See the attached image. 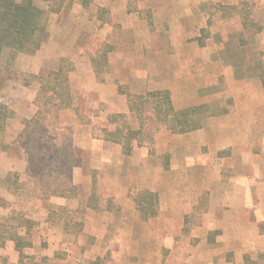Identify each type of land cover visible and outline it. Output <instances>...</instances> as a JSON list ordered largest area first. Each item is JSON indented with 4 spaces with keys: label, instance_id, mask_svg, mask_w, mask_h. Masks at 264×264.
Instances as JSON below:
<instances>
[{
    "label": "rangeland",
    "instance_id": "rangeland-1",
    "mask_svg": "<svg viewBox=\"0 0 264 264\" xmlns=\"http://www.w3.org/2000/svg\"><path fill=\"white\" fill-rule=\"evenodd\" d=\"M17 1L20 2L21 0ZM55 1L57 0H35V4L47 10L49 5L55 6ZM146 1L128 0L126 12L129 14L137 12L138 14L133 15L137 18L122 22L114 21L112 18L114 10L116 14L125 12V10L123 12V9L121 11L119 4L115 8L112 6L98 8L100 20L95 27L99 28V23H101L103 26L106 25L105 28L109 32L107 40L99 51L87 56L98 72H96L97 79L109 81V78L115 74L113 67L106 65V59L109 57V52L112 51V48L127 47V43L131 44V41L143 42L144 39H148L147 28L155 25L157 27L161 23L167 24L172 33L157 35L152 37L151 41L156 46L162 43L167 48L170 47L168 52L173 55L176 53L174 43H184L183 47L180 44L179 48L182 60H178L179 63L175 66H162L165 74H167L163 75L168 80L165 83L163 81L161 83L159 80L157 82L149 81V74L131 76L130 71H125L124 78L118 84V87L120 91L131 96L133 106L142 109V99L139 97L144 94L138 93H146L148 89L162 84L163 87L171 86L165 90L173 94L174 108L177 111L182 112V110L199 106V109L196 110L197 117H193L198 118L199 121L196 122H199V124L204 123L206 125L207 121H211L212 126L219 130L226 126L229 130L232 128L231 131L238 132L243 130L244 124L254 120V117H257V120L264 124V0H239L237 8H233L235 6L227 4L228 2L223 3V0H195V6H192L191 3H186L188 8L183 10L184 16L181 20L188 27H194L195 32H187L185 35L179 32L180 19L165 23L163 19L154 18L150 9L147 8ZM72 2L73 0H63V8L70 7L74 3ZM52 13L47 16L46 23L49 22ZM192 13L199 17H193ZM131 25L137 28L136 35L133 34V28H130ZM50 29L46 24L41 36L43 40L31 54H35L42 49L44 41L49 37ZM135 47L144 54L142 45ZM20 53L30 54L28 52H18L11 58L13 54V52L11 54V49L4 48L0 55V102L14 113L9 119L4 135L1 138V140L3 139L5 143L10 145L9 150L5 151L11 158L8 167L9 173L2 179V183L11 199L6 200V205L3 203L5 197L0 194V239L17 236L23 231V227H29L30 231H33V239H36L41 233V226L31 223L29 212L25 209H19L24 207L15 204V202L26 200V198L37 199V196L49 199L54 195H52V192H57L56 196L65 199H62L64 204L58 202V208L50 214L49 220L52 224L55 223L53 226L64 229L62 239L65 242L64 244H66V249H73L75 253H78L81 249L89 248L90 238L88 237V232L83 233L85 228L84 221L76 219L81 207L77 211L75 208L67 206L66 202L72 201L77 196L78 189L77 184H74L75 176L73 172L75 169L77 171L78 167L81 166L79 155L81 143L75 137L77 130L75 131L68 124L71 122L69 116L65 115L61 118V113L58 116L54 114L56 112L55 105L60 104L63 100L62 94L66 95L69 93L72 97L71 106L73 103H78L82 108L79 120L87 123L90 121L95 122L93 135L107 138L105 130L97 122L99 120L97 114L105 115V104L97 100L95 92H89L88 98L86 96L85 98H82V96L79 98L80 87L76 82L72 87L68 84L67 91L63 69L65 70L64 66H66L67 70L68 68H73L69 63V58H60L51 64V70L35 74L23 70V62L17 59ZM103 57H106V59ZM131 66H138L135 59L131 60ZM142 67L141 69H143ZM173 70L177 71L176 76L172 73ZM163 76H160L161 80ZM147 107L145 105V108ZM235 107L239 109L238 114L234 112L236 111ZM45 109L48 111L46 112V118L41 117L39 124H32L31 128L35 129L33 141L28 145L30 136L28 131L24 132L20 139L19 137L16 138L17 134L22 132L25 127L24 121L32 119L39 110H42L45 114ZM227 109L229 113L222 116ZM145 110L148 119L145 121L143 133L140 135V142L152 149L149 153V164H151L152 168L155 166L170 167L174 165L180 169L181 164L186 166V168L181 170L184 183L181 186L185 187L193 182L192 187L198 190V195L196 196L197 204L187 214L186 222L181 232L176 233L173 238H166L163 235L164 227L159 218L163 217V214L167 212L165 210L160 211L161 209L153 217L155 220L151 225L119 223L109 227V230L111 228L109 232L119 235L131 230L133 236L135 235L138 238L140 248L144 247L145 250L152 249L157 254L159 258L158 264H191L184 260L172 263L169 256L173 249L182 250L184 253H189L195 249L197 243L190 233L196 229L195 225L202 222V216L212 202L208 197L209 182L207 181L210 172L205 167L200 166L201 161L191 163L193 160L190 158L185 163L179 161V159V162L176 159L173 162L170 160L171 154L162 153L160 155L158 150L161 144L156 142L161 138L163 130L165 132L170 131L167 130L165 124L152 119V114L148 109ZM211 113L216 114H213L215 115L213 116L210 115ZM27 116L30 117L27 118ZM116 121L122 126L125 120L118 117ZM125 135L126 129L123 127L118 138L123 140ZM15 140L16 142H13ZM12 142L13 145L11 144ZM260 145L264 148V136L260 138ZM106 147L119 152V146L117 145L108 143ZM57 149L62 151L63 154L55 156L54 153ZM235 150L240 151L236 147ZM110 151L113 156L105 158L104 163L108 171H114L118 167L117 165H122V162L118 160L117 163L115 158L116 154H119L113 153L112 150ZM223 151L226 153L229 150L226 148ZM0 152L4 151L0 150ZM55 161L61 167L57 166ZM93 162L95 163V160ZM125 162L124 170L131 169L130 173L137 174L142 172V169L137 167V165H133L132 162L131 167H129L128 161ZM188 163L190 166L186 165ZM224 165V175L234 169L231 161L226 162ZM104 172L100 170L92 172L91 194L81 205L85 203L89 207L96 208L95 210L99 212L97 213L101 215L108 210L113 212L114 216L118 218L135 216L133 211L123 212L122 207L117 203V198L120 199V196H118L119 189L112 178L105 176ZM146 175L147 171L144 172V176ZM190 175H192L191 178H189ZM120 176L124 178L121 174ZM146 182L144 180L131 182L127 197L124 196L125 199L127 198V202L129 200L135 204L136 199L144 203L147 202L148 191L151 188L146 186ZM184 190L181 189V191ZM157 194L158 202L162 204L161 191L159 190ZM184 195L182 197L186 199ZM193 196L195 197L194 194ZM165 197L168 200H172L176 196L171 195V198L165 195ZM15 198L16 201H14ZM187 198L190 197L187 195ZM136 214L139 217L138 219L142 218L143 213L141 211H136ZM258 214L253 212L252 217L255 219L259 218L264 229V219L262 218L264 215L259 212ZM85 219L87 222L91 220V225L101 220L102 217L90 218L89 215H86ZM83 236H87L89 240L87 239L86 241ZM219 236L218 231L212 230L207 237L218 244ZM2 242L0 240V245ZM24 242L27 243V241ZM81 243L84 244L81 245ZM126 243L123 245L124 250L126 247H130V244ZM45 244L46 242L39 238L37 248L33 250L32 247V249L26 250L29 254H26L24 263L39 264L40 262L36 259H39L42 255ZM110 246L116 249L118 243L112 241ZM125 256L122 252L118 257L123 260ZM236 256H233V262H235ZM55 259L59 264H70L69 258H66L63 254L57 253ZM90 261V264H95L94 261ZM108 261L109 259L106 258L104 263L107 264ZM8 262L4 255H0V264H9ZM54 262L48 260L42 264H54ZM254 263L264 264L262 260L256 259H254Z\"/></svg>",
    "mask_w": 264,
    "mask_h": 264
},
{
    "label": "crops",
    "instance_id": "crops-1",
    "mask_svg": "<svg viewBox=\"0 0 264 264\" xmlns=\"http://www.w3.org/2000/svg\"><path fill=\"white\" fill-rule=\"evenodd\" d=\"M238 1L223 0V3L228 2L227 4L238 6ZM73 2L70 7L62 8L59 12L50 15L49 22L46 24L49 29L51 26V29L42 49L35 54L20 53L17 59L23 62V70L39 74L51 70V64L54 61H58L60 58H69V63L73 66V69L68 72V80L71 87L75 82L80 87L79 98L81 96L82 98H85V96L88 98L89 92H95L97 100L105 104V115L97 114L100 120L97 122L101 128L105 132L117 133L122 126L116 121L115 115H123L127 129L138 132L141 129V119L136 110L131 108L129 94L120 91L118 84L123 80L125 71H130L131 76L149 74V81L168 82L163 76L167 74H165L162 66H175L182 60L179 48L180 44L183 47L184 43H174L175 55L168 52L170 47L167 48L162 43L156 46L151 41L152 37L169 34L172 31L169 25L160 22L161 25L157 27L155 25L147 28L148 39H144L143 42L131 41V44L127 43V47L112 48L109 57L106 59V65L112 66L115 73L113 77L109 78L111 84L108 80H98L97 71L87 57L89 54L99 51L107 40L109 32L105 28L106 25L103 26L101 23H99V28L95 27L100 20L98 8L102 6L115 8L119 4L121 11L123 9V12L124 10L125 12L122 14H116L115 10L112 12L113 20L118 22L135 19L137 17L133 15L138 13L131 12L129 14L126 12L128 0H73ZM195 2V0H147L146 5L154 18L163 19L165 23L180 19L179 32L185 35L187 32L195 31L194 27L190 28L182 22L181 18L184 16L182 12L188 8L186 3L195 6ZM192 14L193 17L198 16ZM130 28H133V34L136 35L137 28L134 25H131ZM173 34L175 33L173 32ZM141 45L144 47V54L135 47ZM134 59L138 65L136 67L131 66V60ZM172 73L176 76L177 71L173 70ZM160 76H163L162 80ZM170 87L169 85L163 87L162 84H158L157 87L148 89V91L169 89ZM138 94L145 95L146 93ZM171 96L173 100V94ZM235 110L234 112L238 114L239 109L235 107ZM60 113L61 118L65 115L69 116L71 122L68 124L75 131L77 130L75 137L81 143L79 153L81 166L73 172L75 176L74 184H77L78 189L77 196L72 201L66 202V205L75 208L77 211L81 207L76 219L84 221L83 233L88 232L90 246L88 249H81L78 253H75L73 249H66V244L62 239L64 229L53 226L55 223L52 224L49 220L50 214L57 210L58 202L64 204L63 197L53 195L49 199H43L37 196V199L26 198V200L18 201L15 198V204L24 207L19 209H25L31 215L29 217L31 223L41 226V233L37 237L35 235L36 239H33V231L31 232L29 227H23V231L17 236L0 239L3 241L0 245V255H4L9 264H25L24 259L27 256L26 254H29L26 250L32 249V247L33 250L37 248V242L40 238L46 244L42 255L39 259H36L40 262L39 264L48 260L55 261L54 264H59L55 259L57 253L69 258L70 264H90V260L94 261L95 264H105L106 258L109 259L107 264H158L157 254L152 249L140 248L138 238L135 235L133 236L131 230L116 235L109 232L111 231L109 227L119 223L151 225L154 222L153 217L138 219L136 211H139V209L136 201L135 205L129 200L127 202V198H124L131 182L144 180V182L147 181L146 186L151 188L148 192L157 194L160 190L162 193V204L158 200L155 204V210L156 214L160 209V211L165 210L167 212L159 218L164 227L163 235L166 238H173L176 233L181 232L187 214L197 204L196 196L198 195V190L192 187L193 182L188 186H181V184L184 185L181 170L186 166L181 164L180 169L174 165L152 168L149 164V153L152 149L138 141L142 133L137 137L138 139L131 140L132 149L130 153H125L124 142H114L107 138L94 136L93 127L95 122L90 121L87 123L79 120L82 108L78 103H73L72 106L60 110ZM228 113L229 110L227 109L221 115L224 116ZM210 115L208 117H212ZM29 117L27 116V118ZM231 130L226 126L219 130L212 126L211 121H207L206 125L203 123L201 127L184 133H172L163 130L161 138L158 140L155 138L156 143L161 144L159 150L157 149L160 155L162 153L171 154L170 160L173 162H175V159L177 161L179 159V161L185 163L190 158L193 160L191 163L201 161L200 166L205 167L210 172L207 182H209L208 197L212 202L208 210L204 212L202 222L195 225L196 229L190 233L197 243L195 249L189 253L173 249L169 256L172 263L184 260L191 264H245L246 257L264 258V229L259 218L252 217L253 212H256L257 215H259L258 212L264 215V148L260 145V138L264 136V124L258 121L257 117H254V120L244 124L241 132ZM108 143L119 146V152L107 148ZM235 147L239 148L241 152L236 151ZM226 148L229 151L224 153L223 150ZM110 150L119 154H116L115 158L117 163L118 160L122 162V165L116 164L118 167L114 171H108L104 163L105 158L113 156ZM10 159L7 152H0V194L5 197L3 203L6 205V200H10L11 197L8 196L2 179L9 173ZM93 160H95V163ZM125 161H128L129 167H131V162L133 165H137L142 169V172L137 174L130 173L131 169L124 170ZM229 161L233 163L234 169L224 175V164ZM186 165L190 166L189 163ZM94 170L105 171L104 175L112 178L119 189L118 196H120V199L117 198V203L122 207L123 212L133 211L135 216L118 218L108 210L101 215L95 210L96 208L89 207L85 203L81 205L91 194L92 172ZM145 171H147L146 176H144ZM181 189L185 190L181 191ZM165 195L176 197H171L172 200H168ZM182 195L186 196V199ZM187 195L190 198H187ZM86 215H89L90 218L102 217V219L90 225L91 220L87 222ZM262 218L264 219V216ZM212 230L218 231L220 235L218 244L207 237ZM88 237H85L86 241L89 240ZM19 241H27L24 246L20 247L21 250L17 247ZM112 241L118 243L116 249L110 246ZM125 243L130 244V247H126L124 250L123 245ZM83 244L81 243V245ZM122 252L126 255L123 260L118 257ZM233 256H236L235 262H233Z\"/></svg>",
    "mask_w": 264,
    "mask_h": 264
},
{
    "label": "trees",
    "instance_id": "trees-1",
    "mask_svg": "<svg viewBox=\"0 0 264 264\" xmlns=\"http://www.w3.org/2000/svg\"><path fill=\"white\" fill-rule=\"evenodd\" d=\"M50 1V0H49ZM56 4L49 5L47 10L38 7L35 4V0H21L18 2L17 0H0V55L4 48L11 49V58L13 55L17 54L18 52H28L33 53L36 47L40 44L41 40H43L42 34L43 30H45L47 16L49 13L59 12L64 6H62L63 0L55 1ZM237 8V6L233 7ZM238 10V9H237ZM106 59V57H103ZM63 69L64 73V80L67 84V91H68V72L73 68H68V70ZM64 97L60 104L55 105L56 112L54 113L56 116L59 115L60 110L70 107L72 103V97L67 93L66 95H61ZM142 103V109H139L137 106H133L132 98L129 95V102L131 108L136 110L137 114L141 119V129L138 132L131 131L127 129V124L124 122L122 124V128L117 132H108L107 139L114 141V142H124L123 148L125 149V153H130L132 149L131 140L138 139L137 137L143 133V129L145 126V121L148 119L146 116V110L151 112L152 119H156L157 122L163 123L166 125L167 129L172 132L184 133L191 131L193 129L199 128L202 126V123L199 124L198 118H193L194 116L197 117L196 110L199 109V106L191 107V109L182 110V112L177 111L174 108L173 100L171 93L168 90H154L148 91L145 95L139 97ZM145 105L148 106L145 108ZM45 114L42 110L38 111L35 116L30 119L24 121V129L22 132L17 134V137L22 136V134L26 131L29 132L30 136L28 138V145L30 142L33 141L35 129L31 128L32 124H39V120L42 118H46V109L44 110ZM208 112V111H207ZM216 113H211V115ZM14 115V113L9 110L3 103L0 102V150L7 151L9 150V144L5 143L4 140L1 138L4 135L5 129L8 125L9 119ZM42 115V116H41ZM209 116V115H207ZM121 117L123 115H115V119ZM126 129L125 139H119L118 135L121 133V130ZM111 137V138H109ZM140 142V138L138 140ZM13 142H16L13 141ZM13 142L11 143L13 145ZM60 149V147H59ZM59 149L55 150V156H60L63 154L62 151ZM54 156V155H53ZM56 162V161H55ZM56 165L58 166L59 164ZM61 167V165H59ZM57 194V192H52V195ZM65 194V193H64ZM50 195V194H49ZM158 201V196L154 192H148L147 202L144 203L141 200L136 199V203L138 206L139 211L143 213L142 218L148 219L154 217L156 215L155 204ZM26 242L19 241L17 247L21 250V246H24ZM256 260H262L264 262V258H258ZM245 264H255L254 259L251 257L245 258Z\"/></svg>",
    "mask_w": 264,
    "mask_h": 264
}]
</instances>
